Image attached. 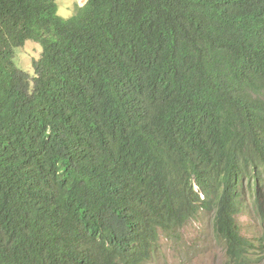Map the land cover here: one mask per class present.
<instances>
[{"label":"trees","instance_id":"obj_1","mask_svg":"<svg viewBox=\"0 0 264 264\" xmlns=\"http://www.w3.org/2000/svg\"><path fill=\"white\" fill-rule=\"evenodd\" d=\"M57 12L0 0V264H149L200 213L225 264H253L238 218L264 227V0Z\"/></svg>","mask_w":264,"mask_h":264},{"label":"rangeland","instance_id":"obj_2","mask_svg":"<svg viewBox=\"0 0 264 264\" xmlns=\"http://www.w3.org/2000/svg\"><path fill=\"white\" fill-rule=\"evenodd\" d=\"M87 0H56L58 15L63 19L72 17ZM40 45L27 41L14 50V64L32 75V61L39 57ZM238 222L244 238L254 241L253 264H264V227L252 211L239 216ZM181 240L159 239V247L149 264H225L223 243L213 235L212 215L200 213L181 230Z\"/></svg>","mask_w":264,"mask_h":264}]
</instances>
